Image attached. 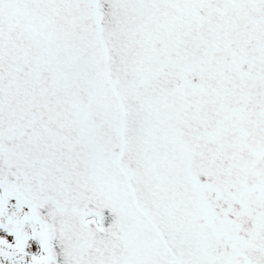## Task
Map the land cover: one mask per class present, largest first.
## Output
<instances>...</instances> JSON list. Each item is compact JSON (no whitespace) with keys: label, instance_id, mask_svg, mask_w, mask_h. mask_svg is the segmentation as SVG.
I'll use <instances>...</instances> for the list:
<instances>
[{"label":"snow or ice","instance_id":"6c2138e0","mask_svg":"<svg viewBox=\"0 0 264 264\" xmlns=\"http://www.w3.org/2000/svg\"><path fill=\"white\" fill-rule=\"evenodd\" d=\"M0 264H264V0H0Z\"/></svg>","mask_w":264,"mask_h":264}]
</instances>
